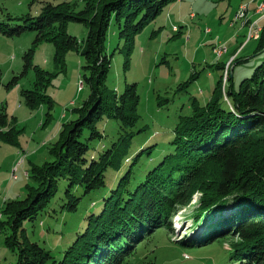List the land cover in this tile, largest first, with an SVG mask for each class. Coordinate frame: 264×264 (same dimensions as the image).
<instances>
[{
    "label": "trees",
    "instance_id": "trees-1",
    "mask_svg": "<svg viewBox=\"0 0 264 264\" xmlns=\"http://www.w3.org/2000/svg\"><path fill=\"white\" fill-rule=\"evenodd\" d=\"M176 1L97 0L92 15L90 0H84L80 12L67 3H48L35 17L8 16L9 20L24 21L23 25L9 29L0 24V32L9 37L36 33L34 48L23 56L21 73L26 77L33 70L36 76L34 89L23 93L29 107L45 98L42 93L53 77L34 63L35 47L43 39L54 46L55 63L64 64L69 51L81 50L87 60L82 79L90 90L51 146L53 161L33 166L28 171L25 197L5 203L0 234L16 254V264H127L138 246L160 228L174 231L179 207L191 208L197 192L193 230L205 228L204 235L186 239L181 245L205 247L235 237L238 242H231L226 249V264H264V58L238 90L233 76L230 84L228 78L232 109L221 103L222 95L220 91L216 94L215 88L205 106L192 102L193 115L179 116L173 137L160 150L154 145L133 151L135 136L146 131L134 132L140 120L136 85L127 86L122 93L107 85L112 56L105 43L111 24L114 22L120 35L133 44L135 36ZM70 23L86 27L82 42L69 34ZM257 41L256 53L264 54V26ZM206 112L213 116L205 119ZM106 119L119 122L120 135L96 154L92 145L104 138L98 124ZM10 121L2 111L0 140L15 144V127ZM144 160L148 167L137 171ZM125 168L126 173L119 175ZM109 171L120 177L114 187L108 186ZM63 183L66 189L60 201L64 211L77 212L82 200L92 195L99 198L102 209L87 218L85 231L64 251L62 259L56 260L27 237L24 224L35 222L46 212Z\"/></svg>",
    "mask_w": 264,
    "mask_h": 264
},
{
    "label": "rangeland",
    "instance_id": "rangeland-1",
    "mask_svg": "<svg viewBox=\"0 0 264 264\" xmlns=\"http://www.w3.org/2000/svg\"><path fill=\"white\" fill-rule=\"evenodd\" d=\"M247 1L178 0L138 33L133 44L130 38L120 35L114 22L111 24L105 43L106 52L112 56L107 85L119 93L131 84L136 85L140 120L134 132L146 128L144 133L135 136L133 151L154 145L160 150L173 137L179 116L193 115L192 102L205 106L215 88L216 94L220 91L222 95L221 103L233 108L227 95V80L232 75L233 82L230 79L228 84L232 82L238 90L241 82L252 77L264 58V54L256 53L257 40L246 44L247 35L254 29V23H249L248 5L243 4L244 16L242 13L238 18L235 13L240 3ZM48 3H67L75 12L85 8L84 0H0V24L9 29L23 25L24 21L9 20L8 16L35 17ZM90 3L89 15H92L97 0H90ZM68 32L80 42L87 35L86 27L77 23H70ZM35 38V32L19 37L0 32V113L7 114L16 135L15 144L0 140V220L6 202L25 197L28 171L33 166L53 161L51 146L60 138L63 125L73 119V111L81 107L90 93L82 79L87 60L81 50L69 51L64 64L55 63V48L49 42L43 43V39L35 47L34 63L53 77L42 93L45 98L36 107H29L23 93L34 89L36 76L33 70L26 77H21V73L23 56L34 48ZM221 49L224 52L218 56L216 52ZM80 84L84 88H80ZM41 89L42 82L38 90ZM212 116L211 112H206L204 118ZM98 129L104 138L93 143L92 152L96 154L118 138L120 124L116 119H106L98 124ZM146 167L148 164L144 160L137 171H144ZM126 171L125 168L119 175L123 176ZM119 175L109 171L108 186L114 187ZM65 189L63 183L46 212L35 222L24 224L27 237L50 251L56 260L62 259L64 251L85 231L87 218L102 209L99 198L92 195L82 200L77 212L64 211L60 198ZM77 194L81 196L82 191ZM197 195L191 208L179 207L173 219L174 231L160 228L138 246L127 264H226L227 250L238 238L197 248L181 245L183 241L197 240L204 235L205 228L193 230L192 214L197 206ZM17 261L4 234H0V264H16Z\"/></svg>",
    "mask_w": 264,
    "mask_h": 264
},
{
    "label": "crops",
    "instance_id": "crops-1",
    "mask_svg": "<svg viewBox=\"0 0 264 264\" xmlns=\"http://www.w3.org/2000/svg\"><path fill=\"white\" fill-rule=\"evenodd\" d=\"M180 1V0H179ZM261 1H263V0H248L247 2H242V3H240V5H239V7H238V9H237V11L239 10V8H240V6L241 5H243V4H247L248 5V18H249V23H255V22H259V24L261 25V26H264V14H262V13H260L258 10H257V6H258V4L261 2ZM176 3V2H175ZM237 11L235 12V13H237ZM235 13H234V15H235ZM191 16H192V14H191ZM235 26V25H234ZM233 26V27H234ZM243 26L241 25V28H242ZM246 28H248L247 26H246ZM236 37V39L238 38V36L236 35L235 36ZM240 43V42H239ZM241 44V43H240ZM250 44V43H249ZM248 44V45H249ZM247 45V46H248ZM65 118H67V117H65ZM64 118V119H65Z\"/></svg>",
    "mask_w": 264,
    "mask_h": 264
},
{
    "label": "built area",
    "instance_id": "built-area-1",
    "mask_svg": "<svg viewBox=\"0 0 264 264\" xmlns=\"http://www.w3.org/2000/svg\"><path fill=\"white\" fill-rule=\"evenodd\" d=\"M243 5L240 6L238 12L236 13V15H241L242 14V11H243ZM258 11L262 14H264V1L263 3L260 5ZM192 18L194 17V14H192L191 16ZM264 17V16H263ZM235 20V19H234ZM263 31V26H261L259 24V22H255L254 23V29L253 31H251L250 34L247 35L246 37V44L252 40L256 41V40H259L260 39V36H261V33ZM224 49H221L220 51L216 52V54L218 56H221V54L223 53ZM80 88H84V86L82 84H80Z\"/></svg>",
    "mask_w": 264,
    "mask_h": 264
},
{
    "label": "bare ground",
    "instance_id": "bare-ground-1",
    "mask_svg": "<svg viewBox=\"0 0 264 264\" xmlns=\"http://www.w3.org/2000/svg\"><path fill=\"white\" fill-rule=\"evenodd\" d=\"M263 3V2H262ZM262 3H260V5L262 4ZM260 7V6H259ZM247 10V9H246ZM244 12H245V7L243 8V11H242V13H243V16H244ZM248 12V11H247ZM238 18H239V15L237 16ZM252 28V27H251ZM176 29V28H175ZM210 32V31H209ZM224 52V51H223Z\"/></svg>",
    "mask_w": 264,
    "mask_h": 264
}]
</instances>
